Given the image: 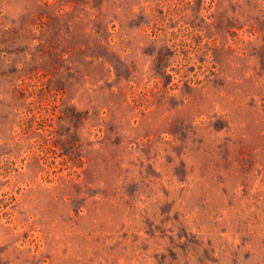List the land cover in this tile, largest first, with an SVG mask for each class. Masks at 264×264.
I'll return each instance as SVG.
<instances>
[{
	"label": "rangeland",
	"instance_id": "rangeland-1",
	"mask_svg": "<svg viewBox=\"0 0 264 264\" xmlns=\"http://www.w3.org/2000/svg\"><path fill=\"white\" fill-rule=\"evenodd\" d=\"M0 264H264V0H0Z\"/></svg>",
	"mask_w": 264,
	"mask_h": 264
}]
</instances>
